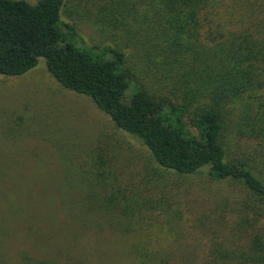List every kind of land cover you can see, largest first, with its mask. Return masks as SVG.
I'll use <instances>...</instances> for the list:
<instances>
[{
  "label": "trees",
  "instance_id": "trees-1",
  "mask_svg": "<svg viewBox=\"0 0 264 264\" xmlns=\"http://www.w3.org/2000/svg\"><path fill=\"white\" fill-rule=\"evenodd\" d=\"M81 1L97 3L99 25L119 31L109 34L113 46L76 44L61 20L66 0H0V75L22 76L43 59L58 84L92 100L119 134L147 149L158 177L140 186L122 185L116 147L96 154L92 170L79 167L106 194L98 206L121 217L116 227L132 231L155 212L180 221L191 192L185 178L207 168L210 180L233 191L224 200L226 235L208 248L205 264H264V0ZM60 204L48 205L45 223L11 211L21 231L8 246L35 249L14 247V264H67L64 253L47 250L79 241ZM138 251L134 264H166L161 253Z\"/></svg>",
  "mask_w": 264,
  "mask_h": 264
},
{
  "label": "rangeland",
  "instance_id": "rangeland-1",
  "mask_svg": "<svg viewBox=\"0 0 264 264\" xmlns=\"http://www.w3.org/2000/svg\"><path fill=\"white\" fill-rule=\"evenodd\" d=\"M25 1L35 4L37 0ZM96 4L66 0L63 7L61 20L74 29V41L79 46H113L109 34L119 32L99 25L102 19ZM115 147L122 153L118 166L122 185L140 186L144 178L157 179L152 158L141 142L119 134L92 100L58 84L43 59L22 76L0 75V223L6 241L3 264L17 260L14 247L31 250L27 245L8 246L11 237L21 231L11 211L27 210L45 223L51 202L63 204L66 219L76 222V226L67 222L66 227L72 235L79 234L78 243H70L64 250L47 248L50 253H64L60 256L63 263L134 264L135 250H139L147 255L161 253L166 264H205L208 248L226 235L224 200L232 194L231 185L213 182L205 168L184 180L183 189L191 192L183 199L180 221L172 214L155 212L146 215L132 231L124 227L123 231L115 226L121 221L119 214L112 211L106 215L98 206L106 194L88 184L80 172L92 170L95 155H105ZM169 177V184H174L177 178ZM38 240L44 242L42 234ZM31 251L35 253V249Z\"/></svg>",
  "mask_w": 264,
  "mask_h": 264
}]
</instances>
